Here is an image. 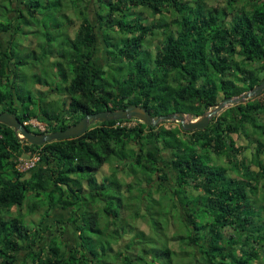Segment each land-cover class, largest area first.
Here are the masks:
<instances>
[{
  "label": "trees",
  "instance_id": "16d2710c",
  "mask_svg": "<svg viewBox=\"0 0 264 264\" xmlns=\"http://www.w3.org/2000/svg\"><path fill=\"white\" fill-rule=\"evenodd\" d=\"M57 1L72 15L57 60L66 99L58 126L51 128L50 116L17 92L16 65L0 46V111L15 112L22 123L46 124L39 130L28 122L29 131L63 129L87 113L128 104L145 107L151 116L183 112L197 118L264 77V0H95L103 66L93 57L97 33L88 3L81 0L77 14L75 5L63 8L66 0ZM51 2L7 0L0 33L14 32L25 18L37 24L41 8L50 10ZM69 26L77 27L70 32ZM49 86L50 93L58 91ZM131 120L133 125L117 124ZM171 122L96 121L77 137L41 145L0 123V212L22 207L26 196L44 207L31 228L22 216L0 214V264H262L264 90L226 106L204 128L187 131ZM233 134L249 145L237 144ZM250 146L249 157L243 156ZM27 155L38 159L21 171L20 158ZM107 164L111 172L97 179ZM118 169L132 172L138 184L120 192ZM141 182L150 199L144 206ZM55 209L69 211V220L46 223ZM127 217L140 218L148 230L128 224ZM59 222L73 223L77 241L63 240ZM44 231L51 234L48 240Z\"/></svg>",
  "mask_w": 264,
  "mask_h": 264
},
{
  "label": "rangeland",
  "instance_id": "374dc122",
  "mask_svg": "<svg viewBox=\"0 0 264 264\" xmlns=\"http://www.w3.org/2000/svg\"><path fill=\"white\" fill-rule=\"evenodd\" d=\"M84 2L88 3V13L89 18L95 25V31L97 33V39H96V45L95 49L93 50V57L95 58L98 65L103 66L106 61V51L104 42L102 41L101 36V30L98 26L96 16L94 15V7L96 6L95 0H84ZM68 3H71L75 5V13L78 14V10L82 7L81 0H66V2L62 3V7ZM0 4H4L2 8L0 9V17L5 15V10L9 4L7 3V0H0ZM50 10H46L45 8H41L42 15L38 17L39 21L37 24L35 23H28L20 22V27L15 28L14 30V36L12 39V42L9 46V49L7 51L8 55L11 57V62L16 65L14 68V71L17 73V76L14 79V86L17 90V92L21 96H30V100L35 103V107L42 112L46 116H50V118L54 121V126L51 128L58 126L60 124L59 120L61 119V114L64 111L62 102H64V85L59 80H57V76L59 77V71H58V63L57 60H61L62 56L59 53V49L62 47V43L65 39V23H67L68 19L70 20L71 14H69L70 10L67 9H61L60 4L57 0H52L51 3L47 4ZM44 13V14H43ZM145 16H147V13H144ZM31 21L32 18H29ZM16 25V21H14L13 26ZM77 26H74L76 29ZM72 26H69V31L72 32L74 30ZM155 40V39H154ZM14 74V73H12ZM13 77V75H11ZM11 81L12 78L10 77ZM50 85H52L53 88H55V85L58 86V91L52 90V93L49 92ZM50 95V96H49ZM49 96V97H48ZM29 101V97L27 102ZM242 101V100H241ZM231 105V104H230ZM18 106V105H17ZM228 106V105H227ZM34 108V107H33ZM225 108V107H224ZM20 110V107H19ZM68 116V115H67ZM186 119H194V117H191V115L185 114ZM67 122H69L70 119L68 117L65 118ZM132 119V118H131ZM134 119V118H133ZM136 119V118H135ZM134 120H131L129 125H133ZM172 121L171 125H176L178 121L172 119L167 120ZM59 122V123H58ZM31 123L33 127L43 130L46 128V124L42 121H38L36 119H32ZM233 138L236 140L237 144L242 145H249L248 142L245 139H239L236 137V134L232 135ZM252 149V146L245 149L243 151L242 155L245 157H249V153ZM163 156L169 155V152L167 150H163L162 152ZM23 157V156H22ZM29 156L27 155V158ZM254 167V166H252ZM29 169H25L24 171H27ZM111 166L105 165L101 170H99L98 178H100V175L109 174L111 172ZM119 170V169H118ZM116 170V171H118ZM165 170H169L167 167H165ZM119 175H123L122 185H121V191L127 190L126 187H131L133 185H137L139 180L132 172H128L125 170V173L122 171L117 172ZM171 176V175H170ZM172 179V178H171ZM82 180V179H81ZM82 182V181H81ZM121 182V181H120ZM84 187L87 188L86 182L83 181ZM143 185L145 191H144V197L145 200L143 201V206L145 205V201H148V195H147V186L145 183L141 182ZM108 187V186H107ZM128 188V189H129ZM107 190H112L110 194L115 193V195L119 194L117 189L114 187H108ZM263 190V189H262ZM135 191L134 189H131V192ZM113 192V193H112ZM138 193V191L136 190ZM155 195V194H154ZM157 196V195H156ZM47 198L46 193H42L41 200H45ZM112 201L114 203V206H116V203L114 202L115 199L108 198L106 201ZM37 204V208L32 212L28 213L27 211L29 208H31L34 204ZM42 203L38 198L36 197H29L26 196L24 200V204L22 207H18L17 205H12L11 209L5 211H1L0 214H6L5 216L9 217V215L19 217L22 216V219L24 220V225L34 227L36 226L37 222L40 221L42 213H44V207L42 206ZM86 207L89 209V204H85ZM84 205V206H85ZM129 211H132L129 210ZM143 211H141L142 213ZM128 213V212H127ZM126 213V214H127ZM9 214V215H8ZM148 213H144L145 218H147ZM70 212L67 210L62 209H55L51 211L49 218L46 223H49L52 220L55 219H62L64 221L69 220ZM126 216V215H125ZM51 218V220H50ZM127 219L128 224L131 225L135 224L141 229L148 230V226L146 222L141 220L140 218H137L136 220H131L130 217L125 218ZM99 222H101V219H99ZM165 223V222H164ZM181 222H178L177 224H180ZM63 224L65 226V232L63 233V240L66 241L69 245L75 241H77V230L72 222H59L58 225ZM127 224V225H128ZM182 226L185 227L184 223H181ZM48 230H51V228H48ZM171 232L174 234V230L171 228ZM91 233V232H89ZM46 237V240H48L49 237H51L49 234V231H44L43 234ZM93 237V235H91ZM172 237V236H171ZM97 238V237H96ZM83 241V239H81ZM102 244L99 243L98 245ZM176 245V243H175ZM264 250V249H263ZM24 254L23 251L20 252V256ZM183 256V255H182ZM262 264H264V251H262L261 255ZM96 264V263H95ZM99 264V263H98Z\"/></svg>",
  "mask_w": 264,
  "mask_h": 264
},
{
  "label": "water",
  "instance_id": "95a60500",
  "mask_svg": "<svg viewBox=\"0 0 264 264\" xmlns=\"http://www.w3.org/2000/svg\"><path fill=\"white\" fill-rule=\"evenodd\" d=\"M264 90V77L258 84L252 88L242 92L241 94L231 97L228 96L211 108L207 113L194 119H186L183 112H173L165 115L151 116L147 109L138 104H128L126 107L117 109H104L87 113L82 116L76 123L68 125L63 129L48 131V132H32L29 131L25 124L20 121L15 112L0 111V123L12 127L18 132V136L24 139L27 143L41 145L52 140H62L81 135L88 129L91 122L109 121L120 119L136 118L146 125H156L163 120H176L180 123L181 128L187 131H192L199 128H204L208 125L209 119L224 107L230 104L240 102L248 98L259 95Z\"/></svg>",
  "mask_w": 264,
  "mask_h": 264
},
{
  "label": "crops",
  "instance_id": "0c3cea01",
  "mask_svg": "<svg viewBox=\"0 0 264 264\" xmlns=\"http://www.w3.org/2000/svg\"><path fill=\"white\" fill-rule=\"evenodd\" d=\"M16 13L15 12H10L8 14V17L12 20L14 17H15ZM26 20L23 22H25L26 24L28 23H32L31 21H29L27 18H25ZM13 21V20H12ZM14 23V22H13ZM13 36H14V32L12 31V29L10 30H7V31H2L0 33V46L1 48L4 50V49H9V46L12 42V39H13ZM50 96V95H49ZM48 96V97H49ZM32 120V119H31ZM31 120H30V123H31Z\"/></svg>",
  "mask_w": 264,
  "mask_h": 264
},
{
  "label": "built area",
  "instance_id": "2783aa9c",
  "mask_svg": "<svg viewBox=\"0 0 264 264\" xmlns=\"http://www.w3.org/2000/svg\"><path fill=\"white\" fill-rule=\"evenodd\" d=\"M28 122H30V121H24V124H27ZM129 122L130 121H123L121 123L117 122V124L128 125L129 126V124H130ZM37 159H38V156H32V157L29 156L28 158H27V156H23V157L20 158V162H19L18 167H19V169L21 171H24L25 169H29L35 164V161Z\"/></svg>",
  "mask_w": 264,
  "mask_h": 264
},
{
  "label": "clouds",
  "instance_id": "9594fccd",
  "mask_svg": "<svg viewBox=\"0 0 264 264\" xmlns=\"http://www.w3.org/2000/svg\"><path fill=\"white\" fill-rule=\"evenodd\" d=\"M24 123V122H23Z\"/></svg>",
  "mask_w": 264,
  "mask_h": 264
}]
</instances>
